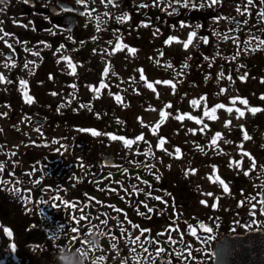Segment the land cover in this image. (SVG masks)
Wrapping results in <instances>:
<instances>
[{
  "label": "flooded vegetation",
  "instance_id": "1",
  "mask_svg": "<svg viewBox=\"0 0 264 264\" xmlns=\"http://www.w3.org/2000/svg\"><path fill=\"white\" fill-rule=\"evenodd\" d=\"M191 2L198 4L199 7L190 8L185 4L177 5L173 3V0H157L159 6L154 5L151 0H144L143 4L140 3V0H125L124 2L123 0H114V3L111 4L105 3L104 0H88L86 5L78 4L77 0H3L0 3V9H4L0 11V73L7 77L3 72L7 71L4 69L6 68L5 62L9 60L16 61L15 65H8V67H12V70L8 71V79L0 81V99L2 104H5L4 108H0V112L6 113V115H0V126L8 122V129L1 131L2 135L0 138L1 152L6 155V158L2 161L5 165L2 179L12 182L0 187V227H15L17 229L19 227L17 225L20 224L29 228L32 225H39L36 223L37 219H34L41 217V221L44 223L42 226L46 231L49 229L54 234L58 232L62 234L61 237H57V243L52 246L57 250L55 251L56 258L53 259L54 261H59L60 258H69L70 260L79 258L82 254L72 249L75 247H82L87 256L90 255V250H93V254L105 255L106 244L116 243L118 247L117 253L124 256L129 264H135L133 263L130 249H134L136 255L142 257L151 256L152 259H158L159 262L157 264H160L161 260L167 262L169 259L167 254V249L169 248L168 236L156 237L147 235L146 237L155 238L150 241L145 240V236L141 238L140 243L147 244L150 249H162L161 257L155 258L153 252H144L140 246L131 243L132 237H134V228H136L131 223H129L130 228H133L130 231L131 235L118 237L114 242H111L105 234L101 235V233H105V229H103L105 224H102L100 230H98L100 241L93 244L96 247L88 246L84 241L85 239L90 241V232L88 231L90 220L88 217L90 207H94L87 200L86 194L89 192L98 194L91 188L93 180L88 178L82 183H78V187L80 186L79 188L81 189L80 191L77 190V194H75L73 190L77 184L74 183V180L61 178L63 176L62 172H64L61 170L64 167L68 169L71 166L69 163L64 165L65 162L62 156L52 160L59 161L54 166L57 171L52 169L47 174H40L34 171L37 163L43 162L39 156L42 153L40 148H65L69 144L73 148L72 144L74 143V140L70 139L68 133H66L71 128L69 118L65 115H60V112L64 109H60L56 82L53 81V78L42 75L46 67H42L41 63H60V65L65 66V63H69V61L60 59L63 56L71 57L72 63H105L107 60L122 63L124 61L123 58H126V62L132 63L137 56L136 52L139 43L144 44V40H146V43L149 44L150 37V42L153 41L154 26L162 33L160 39L164 42V35L170 33L172 28L184 26L180 24L181 20L188 21L185 25L195 26L198 22H204L205 26H201V28L195 27L196 33L198 34L199 31L201 34L202 30H213V27L209 28L211 25L208 26V22L214 20L213 17L257 20L259 15V0H253L252 5H248L247 0H218L216 4H212L211 0H191ZM238 3L242 7H250L251 11L248 13L237 11L236 5ZM165 4L168 5L167 8L164 7ZM85 7L90 9V14L84 11ZM172 8H177V11L173 12ZM125 12L129 14V20L119 18ZM141 20H147L150 23L140 24ZM16 21H21L22 23H16ZM8 32H11L12 35L8 36ZM5 39L12 44L11 48L4 43ZM117 40L123 41L125 45H131L135 48V52H129L126 47L110 51V49L115 48ZM17 41H23L24 43L21 44ZM38 41L41 43H37ZM44 41H47L50 46H46L43 43ZM109 41L113 43L110 44ZM206 43L208 45V42ZM61 44L64 47L60 48ZM27 48H34L35 51H26ZM57 48H60V50L57 51ZM215 48H219V45L215 46ZM37 52L39 56L36 54ZM212 53H215V51H212ZM32 61L40 64H32L30 75L23 76L21 73L25 63H31ZM21 79L28 81V86L31 89V93L28 92V94L34 97V101L31 103H28L24 98L20 84ZM82 79L86 82V78L82 77ZM23 87L27 88V85ZM44 96L51 99L45 103L46 105L40 100ZM47 126L49 127V132H41L40 129ZM53 131L56 134H52ZM29 141H35V143H30ZM41 141H47V143H42ZM196 144L198 145V140ZM22 147H25L24 155L21 152ZM33 148H37L39 151L34 152L32 151ZM75 149L76 147L73 148V150ZM82 149L84 150V148ZM63 150L60 151V154L63 153ZM74 153L72 151L70 154L73 155ZM102 153L100 151L99 157L98 154L95 156L98 163L101 161L105 151ZM46 154L47 152L44 153V155ZM22 158L29 161V164H25ZM90 158H92V155H90ZM174 165H171V170L166 172L162 187L164 190L167 189L165 196H168L173 191L176 194H182L184 197L183 201L186 204L187 214L183 220L185 225L179 228L187 227L188 224L195 228L198 225V210H188L187 193L190 190L198 193L197 173L187 170L198 168V150H195L193 163H182L181 165L178 164L177 167ZM30 168V173L25 176L23 172H26L25 169ZM136 174L142 173L136 171ZM85 175L87 174L84 173L82 177ZM100 175L102 176L101 179H103L106 173H100ZM234 175L240 182H234L233 187L236 185L240 188L236 196L246 201L248 195L246 191L248 181L246 179L248 178L234 171L226 173V177L231 181ZM142 179H146L147 184L153 189L157 185L154 181L156 177L152 171H148L147 176L142 177ZM33 180L36 183H32ZM45 184L50 185V188L47 189L50 191L48 195L47 190H44ZM61 185L64 187L62 188ZM16 187H19V193L12 191ZM87 187H90V190H87ZM26 188H30L31 191H24ZM57 191L60 196L76 204L77 208L73 209L71 205H64L59 197L55 195ZM29 195L32 199L25 204L20 197ZM100 195L105 197L104 189L101 190ZM176 200L178 201V197ZM101 202H104V200H101ZM81 205L83 206L81 207ZM26 207L29 209L28 211H25ZM54 207L57 208L55 213H53ZM101 207L102 205L100 204L98 206L99 211L102 210ZM76 210L84 213V216H79V213L76 214ZM74 215L78 216L77 220L72 219ZM7 216L11 217V219H5ZM153 221H145L146 228L150 229L149 233L153 229ZM98 223L101 224L102 221ZM123 224L125 223L116 225L115 231L120 232L118 234L124 233L119 228ZM257 226L264 227V222L260 221ZM249 228V225L247 227L244 225V228L237 229L231 225L230 221L221 220L218 222L216 232L212 233V236L214 241H216L222 236L223 232H238ZM74 229H79V232L74 231ZM178 232H182L184 235L183 237L172 236L177 244L176 247H172L173 254L176 249H184L186 244H189L188 241H191V244H195L194 249L198 247L197 236L190 234L188 227L182 228ZM65 234L66 236H64ZM73 236L76 237L75 240L70 239ZM23 240L27 245L25 248H28V245L32 243L30 236L24 237ZM157 240L160 241L159 244L156 242ZM39 243L41 244L40 251L22 252V256H32L29 264H50L51 261L47 258L48 252L42 248V246L46 248V245H44L46 242L40 241ZM68 243L71 244L72 248L69 246L65 250ZM59 247L63 249L61 252L58 251ZM111 251L115 253L116 249L111 248ZM37 259H43V262H39ZM177 261L175 257H171V261L166 264H177ZM179 264L182 263L179 261Z\"/></svg>",
  "mask_w": 264,
  "mask_h": 264
},
{
  "label": "rangeland",
  "instance_id": "2",
  "mask_svg": "<svg viewBox=\"0 0 264 264\" xmlns=\"http://www.w3.org/2000/svg\"><path fill=\"white\" fill-rule=\"evenodd\" d=\"M198 24L199 25H205V24H202L201 22H198ZM193 29H195V25H184V27L179 28V30H177V31H174V30L171 31V35H176V36L181 37V41H172V42H170V45H168V48L171 47L170 48V50H171L170 59H171V61L174 62V64L177 65V64L182 62L181 54L186 53V51H189V49L195 48L197 46V45H195V43H196V41L198 39L197 35L195 37H193L192 41L189 43V46L187 48L183 47V44H182V40L186 39L188 32L193 30ZM157 39H158V37H156L155 44H158L157 43ZM155 50H156V53L159 52V49H155ZM158 59H159V56H156L154 58L155 62H157ZM249 61H250V59L248 57H244L243 63H249ZM138 64L141 65L142 63H138ZM144 65L149 68L148 71L145 69L144 72L150 75V80L151 81H153L154 79L155 80L157 79V76L159 74V71H157V70L159 69L160 66H161V69H163L164 66L166 68L170 69V65H168L167 63H144ZM245 67L247 68V65L244 66V64L238 63L235 68H236V71L238 72L239 79H240V76L242 74L247 73V76L244 79L247 82H242L243 80H241V79L240 80L238 79L239 81H235L234 82L233 79H231V80L227 79V77L229 75V72L225 74V76H224L225 79L224 80H225V82L228 84V86L230 88L229 92H227L226 95H228L231 91L235 93L237 91V87H241V88L244 87L245 91L246 90L248 91V89L250 91V88H251V93H256V91H252V90L255 89V86L258 85V82L260 80H263L261 78L264 77V68H261V69L258 68L257 70L254 69V72H250V70L249 69L247 70ZM78 68L79 67H76V70ZM120 68H122V67H120ZM153 68H154V70H153ZM223 68H224V70L226 69V71L232 69V63H226V65H224ZM4 69L7 70V71H3V72L8 77L9 76V72L8 71H11L12 67H6ZM171 70H172V73H171L170 79L173 80L174 85H175V91H176L177 86H179L180 84L179 83H175V81L181 75V73H183V71H182L181 68H179V66H177V68H174V69H171ZM29 71H30V68L27 66L25 69H23L21 74L23 76H28ZM125 74L127 75V73H125ZM160 75H163V70L160 71ZM252 80L254 82H252ZM123 83H124V80H123ZM125 83H127V82H125ZM235 83H236L237 87H236ZM254 83H255V85H254ZM6 84H8V83H6ZM153 84H154V87L153 88H149L148 87V83H144V81L142 83L134 82L133 86L139 88V97H136L134 99V100L138 99V103H136V101L133 103L134 104L133 108L135 109V112H137V114H135V112H134L131 115L129 114L127 116V115H124V113L121 112V115L126 117L128 120H135L138 123V126L141 123V121L139 119L137 121V117H142L143 120L145 121V123H147V124L152 123L155 120H157L160 117L159 110L161 108H164V105L161 104L160 101H162V100H164L166 98H171L173 93L175 92V91H173V85H166V84L164 85L163 83H159V82H153ZM261 84H262V87H264V82L260 83L258 85V87H260ZM157 92L159 93L158 95H157ZM262 93H264V92H262ZM40 100L42 102H44V105H46L45 103L48 100H51V99H48V98H46L44 96ZM261 102L263 103L262 109L260 111L261 115H260V117H255V119L259 118L260 123L264 124V97L261 98ZM149 105H153L154 107L153 108H149L148 107ZM4 106H5V104H2V100H0V108H4ZM114 112L117 113L118 110H116V108H115ZM220 112L221 113H220V116H219L220 118H219L218 123L220 125H222L223 128H226L227 126H233L234 124L237 125L239 123H244V121L247 120L248 115H249V109L248 108L245 109V114L243 116H237L235 114V108L233 109V111L231 113H229L224 108H222L220 110ZM103 113H106V111L103 110ZM90 114H91V112H90ZM251 114H253V113L251 112ZM121 115L112 114L110 118L112 119V122H113L115 128L118 130V132H121L124 136H127L129 134L130 130L129 131L126 130V128H127L126 124H124V125L120 124ZM252 116L253 115H251V120H252ZM117 118H119V119H117ZM226 119H230L231 120V124L226 125L224 123V121ZM186 120H187L188 124H193V125L194 124H196V125L198 124V121H195V120H193L190 117H187ZM28 121H29V117H28ZM7 127H8V122H6V123H4V125L0 126V131L8 129ZM40 130H41V132H46V131L49 132V127L48 126L47 127H43ZM70 131L75 133L73 130H70ZM168 131H171V128H169ZM66 133H69V131L66 132ZM52 134H56V132L53 131ZM75 135H77V134L75 133ZM262 137L264 138V134H263ZM220 138H223V135ZM158 139L159 138L157 137V134H153L152 135L151 140H153V146L154 147H155ZM83 141H84V143H83V147L82 148H84V150L81 149L80 147H77L75 150H73L74 147L72 148L71 145L69 144L65 148H60V147L59 148L58 147H56V148H40L42 150V153H40L39 156H40L41 160L43 161V163L45 164L47 169L49 167L55 166L59 162L58 160L52 161L53 159H57V158L62 156V158L64 159V162H65L64 165H66L67 163H69L71 165L70 168H68V169L66 167H64L62 169L64 171V172H62V174H63V176L61 177L62 179L74 180L75 177L81 176L84 173L87 174V177H89V175H90V178H91L92 175L93 176L97 175V174H92L91 172L98 173V168H97L98 165H97V160L95 158V156H97V154H98V157L100 155V151H99L100 146H99V141H98V135H96L94 138H91V139H90V137H85V138H83ZM243 143L239 142L236 147H232L233 149H232L231 153H228L229 154L228 159L230 161H232V159H233V157L235 155H236L235 156L236 158H235L234 161H236L237 159L239 160V164H236V163H234V161H232L231 163H229V166L238 169L240 167V165H244V166H246V168L250 169L249 172L251 170H253V169H256V171L259 172L258 176L260 178L261 177L264 178V175H261V172L264 171V170H262L260 168L259 157L253 153L254 152L253 144L250 143V146L252 147L251 148L247 143L244 146H242ZM117 144H118L117 150L119 149V152L117 154V158L116 159H117V161H119V164L122 163V161H124V164L127 165V166L133 165V164H131L132 162H128L127 161V156H126L127 155V149L129 151L131 148H133L132 147L133 144H131V146H129L128 144H125V142L123 140H120V144L118 142H117ZM134 147H136V146H134ZM63 149H65V150H63ZM95 149H97L96 155H95L94 152H92V150H95ZM241 149H247L248 151H250V149H251V152L253 153V155L255 156V159H256V165H257L256 168H251L250 167V163H251L250 158L247 156L246 152H241L240 151ZM1 150H2V147H1ZM1 150H0V152H1ZM61 150H63L62 154H60ZM137 150L139 151L137 155L144 154V148H142V147L141 148H137ZM32 151L37 152L39 150L37 148H33ZM72 151L75 152L73 155L70 154ZM21 152H22L23 155L25 154V147L21 148ZM45 152H47L46 155H44ZM90 155H92V158H90ZM240 155H243V157L240 156ZM0 156L3 159L6 158V155H4V154L0 155ZM225 156L227 157L226 154H225ZM155 158H156V161H155L156 165L157 164H161L162 165L163 162L167 161V159L164 160L165 157H164L163 152H156L155 153ZM189 158L190 157L186 156L185 160L188 161ZM23 161H24L25 164H29V161H26L25 159H23ZM186 161H183V163L186 164L187 163ZM181 164H182V162L180 163V165ZM174 166L177 167L178 164H175ZM212 166L213 165L208 167L207 165H204L203 163L198 164V168L196 169L195 173H197L196 177H197V181L199 183V187L201 186L203 189H205L204 186H206L208 184L207 182H209L212 179V177H214L215 174L218 173V172H222V173L232 172V170L227 169V166H225V165H215L216 166V172H213ZM27 168H29V166H27ZM108 168H111L110 172H112L114 170H117L119 167H116V168L115 167H106V169H108ZM126 168H128V167H126ZM125 175H126V173H122L121 174V176H125ZM160 175H162V174H160ZM2 176H3V170H0V181H1ZM256 176H257V174L253 175V178L251 179V182H250V186L251 185H253V186L255 185V182L257 181ZM59 177H60V175H59ZM95 184H97V182ZM119 184L121 186L124 185V183L121 182V181L119 182ZM125 184L129 185V184H131V182L128 180L127 182H125ZM159 186H161V185H159ZM219 189H220V187L216 186L214 190L209 191V192L214 194L213 196L207 195V193H209V192H206L207 191L206 189H205V191H201V192H198V193H197V191L195 192L194 190H190L187 193V195H188L187 196L188 197L187 198V200H188V208H189L188 210L194 211L195 209H197L198 212H199V211L203 210V208H202L203 206L206 207V208H207L208 205L211 206V203L213 202L215 197H218V199H215V202L217 203V205L222 204V207L226 206V205H229V204L233 205V204H231V202H230V200L228 198H225V196H223V195H218L217 194V193H220ZM166 190L167 189L164 190L163 187H162V188H158L157 191H158L159 194L162 195V194L165 193ZM256 192L251 193L252 197H255L257 195ZM113 194L114 193L108 192L106 190V196L103 197L99 193L97 195L95 201H99V200H103L104 199L107 202L112 203L114 201ZM202 200H208L209 204L202 203ZM178 203L180 205V209L183 212H185L184 210H186V204L183 201V197L179 198ZM161 204L167 206L168 210L171 213L173 212L172 211V205L169 202V200H167V203H165V204L161 203ZM251 204H256V206H257V204L259 205L257 199L251 200L250 205ZM250 211H252V213H253L254 211H256V207L255 208H251L250 207ZM55 212H57V208H54L53 213H55ZM255 215L258 216V214H255ZM22 216H23V214H22ZM5 219H9L10 220L11 217L7 216V218L5 217ZM20 231L21 230L18 227V233H17V235H16L14 240L18 244H20V243L22 244V242H23L22 246H27L24 243V240L22 238H20L19 235H18V234L21 233ZM71 231L73 232V230H71ZM133 233H134V235H138V229H135ZM139 236H143V234L139 233ZM46 238L48 239L47 235H46ZM201 241H203V244H201ZM7 245H8V243L4 244L2 246V249L0 248V253H3V252L5 253L6 251L8 252V250H7L8 248L6 247ZM85 246H87V245H85ZM211 246H212V241H210L207 238H202V240L199 241L198 247H199V250L202 252L201 257L203 259H201V261H200L197 258L198 264H202V263L203 264H207V261L209 262V264H212ZM203 248H207L208 251L207 252L203 251ZM9 251L11 252L12 248H10ZM30 251H35V250L30 249V248H25V247H23V249H22V252H30ZM29 254H31V253H29ZM31 257L32 256L29 255V257H24V258L21 259L20 262L13 263V264H29V262H31V259H30ZM109 258H110L109 256L106 258V262H104L105 264H109ZM2 261H3V258L0 259V262H2ZM86 261H87V264H100V262L98 260L93 261V260L87 259ZM4 264H6V262ZM194 264H196V262H194Z\"/></svg>",
  "mask_w": 264,
  "mask_h": 264
},
{
  "label": "snow or ice",
  "instance_id": "3",
  "mask_svg": "<svg viewBox=\"0 0 264 264\" xmlns=\"http://www.w3.org/2000/svg\"><path fill=\"white\" fill-rule=\"evenodd\" d=\"M2 2H3V0H0V3H2ZM104 2H105V3H109V4H111V3H114V0H104ZM151 2H152L154 5L159 6V5L157 4V0H151ZM217 2H218V0H211V3H212V4H216ZM77 3L80 4V5H86V4L88 3V0H77ZM140 3L143 4V3H144V0H140ZM173 3H175V4H177V5H179V4H185V5H187V6L190 7V8L199 7L198 4L192 3L191 0H173ZM247 3H248V5H252V4H253V0H247ZM164 7L167 8L168 5L165 4ZM236 8H237V11H239V12L248 13V12L251 11V8H250V7H242L239 3L236 5ZM3 10H4V9H0V11H3ZM84 11H85L86 13H89V14H90V9H89V8L85 7V8H84ZM172 11H173V12L177 11V8H172ZM45 18L47 19V17H45ZM119 18H120V19H123V20H129V14H128L127 12H125V13H124L121 17H119ZM220 18H221V17H219V16H217V17H213L214 20H219ZM227 18H228L229 20H232V19H233L232 17H227ZM257 20H258V21H260V20H264V0H259V15H258V17H257ZM16 23H22V22H21V21H16ZM147 23H150V21H147V20H141V21H140V24H147ZM187 23H188L187 20H181V21H180V24H181V25H185V24H187ZM246 23H247V21H240V24H241V25L246 24ZM33 27H35V25H33ZM154 27H155V26H154ZM199 27H200V25L197 24V25H196V28H199ZM61 30L63 31V29H61ZM157 31H158V29H157ZM7 35H8V36H11L12 33H11V32H8ZM196 35H197V33H196V31H195L194 29L191 30V31H189L188 34H187V38L182 40L183 47L187 48V47L189 46V43L192 41L193 37H195ZM93 38H94V37H93ZM73 39H74V37H73ZM201 39H202L204 42H208V36H206V35L203 36V37H201ZM248 39H249V41H253V40H254V41H259V42H258V43H248V44H246L245 47H246L247 49H253V50H255V49H264V38H261L259 35H256L255 37L249 36ZM172 41H181V37L176 36V35H168V37L165 39L164 43H165V44H169V43L172 42ZM17 42H18V43H21V44L24 43L23 41H17ZM4 43L7 44V45L9 46V48L12 47V44H11L7 39L4 40ZM37 43H41V42L38 41ZM43 43H44L46 46H50V45H48V42H47V41H44ZM109 43L111 44V43H113V42H112V41H109ZM237 43H239V41H237ZM62 47H64L63 44L60 45V48H62ZM122 47H126L127 50H128L129 52H135V48H134V47H132L131 45H125V44L123 43V41H120V40H117V41L115 42V48L110 49V51H116L117 49L122 48ZM60 48H57V51H59ZM13 51H15V49H13ZM26 51L32 52V51H35V49H34V48H27ZM93 51H95V49H93ZM36 54L39 56V53H38V52H37ZM237 54H239V53H237ZM160 55H163V53H160ZM234 58H235V57H233V56H229V59H234ZM60 59H62V60H66V61H69V67L72 69L73 73L76 72V67H75V64H73V63L71 62V61H72V58H71V57H69V56H63V57H60ZM206 59H207V57H206ZM31 63H32V64H35L36 61H32ZM77 63H79V62H77ZM158 63H159V61H158ZM166 63H167L168 65H171V61H166ZM9 64H11V65H15V64H16V61H15V60H9V61L5 62V67H8ZM25 66H28V62L25 63ZM185 67H186V65H185ZM33 70H34V69H33ZM108 71H109V68H108L107 65H105L104 68H103V74H104V75H107ZM182 74H183V73H181V75H182ZM140 75H141L142 78H144V69H143V67H141V69H140ZM49 76L51 77L52 74L49 73ZM246 76H247V73H244V74H242V75L240 76V79H241V80H244V79L246 78ZM7 79H8V78H7L3 73H0V81H6ZM229 79H230V80L232 79L231 74H229ZM261 79H264V77H262ZM27 83H28V81H27L26 79H21V80H20V84H21V86H22V89H21V90H22L23 93H24V98H25L27 101L31 102V101L34 99V97H32V96H30V95L28 94V90H27L26 87H23L24 85H27ZM147 83H148V87H149V88H153V87H154L153 81L148 80ZM160 83H163V84H166V85H173V91H175V85H174L173 80H171V79H166V80H162V81H160ZM99 84H100L101 86H104L105 81H104L103 79H101V80L99 81ZM89 87H91V88L93 89V91H97V92H98V89H97L95 86H93V85H89ZM219 91H220V92L225 91L224 86H221L220 89H219ZM158 94H159V93L157 92V95H158ZM260 95H261L262 97H264V93H261ZM115 96H116V99H117V100L120 99V93H119V92H116V93H115ZM206 96H207V93L203 94V96H202L200 99L203 100ZM229 99H230L231 101H233V102H235V101H242L244 105H248V106H249V109H250V111H251L252 113L257 112V111L260 109V107H261V106H251V105H249L248 98L245 97V96H243V95H235V96H231V97H229ZM89 103H90V102H89ZM171 103H172L171 101H168L166 106H171ZM190 103H191L193 106H197V105H198V100H197L196 98H193V99L190 101ZM148 107H149V108H153L154 106H153V105H149ZM218 108H224V109H226L229 113H231V112L233 111V109L235 108V114H236L237 116H243V115L245 114V108H243V107H237V106L235 105V103H233V104H225V103L220 102V103H215V104H213V105L211 106V108H209V106L207 105V103H205L204 106H203V115H204L205 117H211V118L215 119V118H216V110H217ZM174 111H178V110H174ZM159 113H160V118H159L158 120H156L155 124L149 125L150 129H151L152 131H154V132H155V131H158L159 126H160V125L163 123V121H164V118H165L166 116H169V115H170L169 113H167V112L165 111L164 108H161V109L159 110ZM0 115H6V113H4V112H0ZM97 115H99V113H97ZM190 115H191V113H189V112H183V113L180 114L179 118H180V119H183L185 116H190ZM191 118H192L193 120L198 121V122H200L201 124H203V120H202V117H201V116H199V115H191ZM117 119H119V118H117ZM137 119H139V120L141 121V123H145V121L143 120L142 117H137ZM224 123H225L226 125H229V124H231V120H230V119H226V120L224 121ZM207 127H208V125H203V127L200 129V131H204V129L207 128ZM240 127L243 129L244 126L241 125ZM88 131L95 133V132H97V129H95V128H90V129H88ZM190 131L195 132V131H197V129L192 128V129H190ZM106 135L109 136V137H112V138H115V136H116V134L113 133V132H108ZM222 135H223V133H221L220 131H216V132L212 135V139H211L210 143L215 144L217 138L221 137ZM242 135H243L245 138H248V135H249V134H248V131H247V130H244L243 133H242ZM143 138H144V134H143V133H140L139 135H136V137H135L136 140H141V139H143ZM120 139L123 140V141L125 142V144H128L129 146H131L132 141H131L128 137H126V136H120ZM166 139H167V137H166L165 135H160V136H159V142L155 145V147H156V148L164 149L165 151H168V149L165 148V146H164V141H165ZM29 142H30V143H35V141H29ZM41 142H42V143H47V141H41ZM225 142H227V141H225ZM240 143H243V141H240ZM197 147H200V146L197 145ZM216 147L219 148V145H216ZM220 150H221V151H224V149H220ZM144 151H145V152H148L149 154H151V149L148 148V147H145V148H144ZM240 151H241V152H246V153H247V156L250 158V161H251V163H250V167H251V168H256V167H257V165H256V159H255V156L253 155V153L250 152V151H248L247 149H241ZM172 155H174V156H180V155H181V152H180V148H179V146H176V150L172 153ZM234 163L239 164V160L234 161ZM4 168H5L4 162L0 161V170H3ZM260 168H261L262 170H264V164L260 165ZM212 170H213V172H216V166H215V165L212 166ZM249 170H250L249 168H244V169H242V171H244L245 175L248 174ZM25 171L28 172L29 170H28V169H25ZM125 171H127V169H125ZM187 171H189V172H195L196 169H195V168H191V169H188ZM186 174H187V172H186ZM109 175H111V173H109ZM154 175H156V179H159V178H160L158 174H154ZM261 175H264V171L261 172ZM17 179H19V177H17ZM37 179H39V178H37ZM212 179L218 181L219 184L223 187V189H224L225 192H228V191H229V184H228V182H226V180H225L224 178L220 177V176L217 174V175H215L214 177H212ZM10 183H12V182L9 181V180H7V179H4L2 182H0V187H3L4 185H8V184H10ZM32 183H36V181L33 180ZM117 183H119V182H117ZM145 183H148V182L145 181ZM61 187L63 188L64 186L61 185ZM105 187H108V186L105 185ZM48 188H50V185L45 184V185H44V190H47ZM12 191H15V192L19 193L20 189H19V187H16V188L12 189ZM24 191H26V192H30L31 189H30V188H26V189H24ZM117 191H118V190H117ZM55 195H56L57 197H59V199L62 201V203H63L64 205H71L73 209H76V208H77V205L74 204L71 200L65 199V198H63L62 196H60V193H59L58 191L55 193ZM121 195L123 196V194H121ZM149 195H151V193H149ZM207 195H209V196H213L214 194L211 193V192H209V193H207ZM249 197L251 198V194H249ZM20 198L24 201L25 204H27L28 201H30V200L32 199V197H31L30 195L27 196V197L21 196ZM92 199L95 200L96 198L93 197ZM157 199H162V197H157ZM215 199H218V197H215ZM215 199H214L213 202L211 203V207H213V208H216V207H217V203L215 202ZM102 203H107V202H102ZM140 203H141V204H145L146 207H147L146 201H140ZM165 203H167V201H165ZM202 203H204V204H209V201H208V200H202ZM260 203H261L260 211H261V212H264V198H261ZM82 206H83V205H81V207H82ZM112 206H113L114 208H117V210L120 211V212H125V209H123V208H119L117 205H114V204H113ZM137 207H138V206H137ZM250 207H251V208H255V207H256V204H251ZM28 210H29V209L26 207V208H25V211H28ZM147 210H148L149 212L152 211V209H151L150 207H148ZM174 211H175V209H174ZM140 214L142 215L143 213H140ZM253 215H255L254 212H253ZM79 216H84V213H79ZM85 218H86V217H85ZM176 218H177L176 216H173V217H172V219H174V220H175ZM72 219H73V220H77V219H78V216H77V215H74V216H72ZM86 219H87V218H86ZM117 219H118V218H117ZM127 219H128L127 214H125V220H127ZM128 222L131 223L133 227H139L138 224H136V223H134V222H132V221H128ZM104 223H107V221L105 220ZM121 223H122V222H121ZM197 223H199V225H200L202 228L207 229L209 232L212 231V228H211L207 223H205L203 220H197ZM170 227H176L177 229H179V227H181V226H180V225H168L166 228L161 229V232H166V231H167V228H170ZM187 227H188L189 231L192 232V235H193V236H197V234H196V232H195V230L193 229V227H192L191 224H188ZM246 227H247V225H246ZM4 231H5L9 236L12 235V230H11L10 227H6V228L4 229ZM74 231L79 232V229H74ZM88 231H89V232L92 231V226H91V224H89ZM123 231H124V230L122 229V232H123ZM148 231H150V229L140 228V232H141V233H143V232H148ZM107 235H108L109 237H112V233H111V232L107 233ZM128 235H131V233H128ZM183 235H184V234L181 232V233L179 234V237H183ZM179 237H177V238H179ZM70 239L75 240L76 237L73 236V237H71ZM144 239L150 241L151 239H155V238H154V237H144ZM167 239L170 240V241H172L173 243L176 242V241L173 239V237H172L171 235H169V236L167 237ZM197 239H200L199 236H197ZM140 241H141V237H140L139 235H136V236L132 237L131 243L140 246V247L142 248V251H144V252H148V251L153 252L154 255L159 254V253L162 251V249H159V248H158V249H150V248L148 247L147 244H141ZM84 242H85L88 246L96 247V245H93V244H92L89 240H87V239H85ZM156 242H157L158 244L160 243V241H158V240H157ZM181 242H183V241H181ZM188 243L191 244L192 242H191V241H188ZM201 244H203V241H201ZM13 247H15V245H13ZM70 248H72L71 245H70ZM111 248L116 249V250L118 251V247H117V244H116V243H113V244L111 245ZM72 249H74L75 251H77L78 253H80V254H82V255H86V254H87V253L84 252V250H83L82 247H75V248H72ZM130 251H131V254H132V259H133L134 261L139 262L140 259H141V256L136 255L134 249H130ZM184 251L188 252L189 257H191V249H190V248H185ZM203 251L207 252L208 249H207V248H203ZM176 256L179 257V260L177 261V264H179V261H181V260L184 261V264H187V259H185V257H183L179 252L176 253ZM143 258L148 262V264H153V262H152V257H151V256H144ZM192 258L195 259L196 257H192ZM99 259H100V260H103V259H104L103 255H101V257H100ZM169 259H171V258H169ZM199 259H203V258L200 257ZM120 264H126V261H125V260H121V261H120Z\"/></svg>",
  "mask_w": 264,
  "mask_h": 264
},
{
  "label": "trees",
  "instance_id": "4",
  "mask_svg": "<svg viewBox=\"0 0 264 264\" xmlns=\"http://www.w3.org/2000/svg\"><path fill=\"white\" fill-rule=\"evenodd\" d=\"M212 44H213V42H212ZM205 49L208 52L207 56L212 57V53H210V51L207 50V48H205ZM249 59H250L249 63H241V64H244V66L247 65L246 69L247 70L249 69L250 72H254V69L257 70L258 68H260V69L264 68V52L258 53L257 55L252 56ZM216 60L220 61L221 56H219V58H217ZM236 64L237 63L232 64L233 67H232L230 74L233 76H235L237 73L236 68H235ZM185 65H186V67H185ZM224 65H226V63H222L221 61L220 62H213V63H199V62H197V63L195 62V63H191V64L180 63V65H178L179 68H181L183 71V74L180 75L182 82H181L180 86H178L176 94H174L171 98L166 99L167 102L168 101L172 102L171 106H169V108L167 110V113H169L170 115L166 116L164 118L163 123L159 126V128H161L163 131H165V133H166L167 129L171 128V131H169V132H172V134L169 136V139H170V142L173 143L174 148H176V146H179V148L181 147L182 149L186 148V146H193L194 147L195 142L198 140V138L206 135L209 132V128L207 127L204 129V131H202L203 134H201L200 132H197L196 134L188 133V136H186L184 138V140L182 137L175 138V135H176L175 131L176 132H182L183 124L187 121L186 117H184L183 119L179 118L181 113L189 112V113H192L193 115L201 116L202 120H203L202 127H203V125H214L215 124V119H213L211 117H205L203 115V106L204 105L200 106L199 103L201 101H204V104L207 103L209 108H211V106L216 103V101L214 102V98H216L217 95H219L221 93L219 91V89L221 86H223L222 82L216 80V77H218V75H222L224 71L226 72V69L224 70V68H223ZM203 77H204V80H202ZM192 79H193V81H191ZM258 85H259V83H258ZM258 85L255 86V89H254L256 91V93H258L259 91L264 92L263 91L264 87H262V84L260 85V87H258ZM242 89L244 90V87H242ZM254 90H252V91H254ZM205 93H207V96L203 100H201L200 98ZM241 93L243 96L248 98V101H249L251 106L253 105V102L257 103L256 106H261L257 112L251 114V115H253L252 120H251V116L248 118V123H250V126H251V124H254V125L259 124L260 125L261 123L259 121V118L255 119V117H260V115H261L260 111H261L262 106H263V104L262 105L259 104V101L261 102V100H259L258 98L253 99V97L250 96L251 89H250V91H249V89H248V91L244 90V92H241ZM259 97H260V99L262 98L261 95ZM193 98H196L198 100L197 106H193L190 103V101ZM220 98H221V94L218 96V99H220ZM110 105H112V102H110V104L107 106H110ZM174 110H178V111H174ZM217 110H216V116H217ZM71 114L72 113H69L68 116H71ZM75 116H76L75 118H78L77 120L83 118L81 113H78V116L77 115H75ZM110 117L111 116L106 115V116L102 117L100 120H98V126L97 127H100L103 124L105 125V126H101V127H105L99 135V141H101V142H104V140H106L107 142H110L108 140L109 138L107 139V135H106L108 132L105 131L107 128H114L115 127L113 122L109 123V120H111ZM100 123H101V125H100ZM254 128L256 129V127H254ZM258 131H259V129H258ZM140 133L144 134V138L141 139L143 141L142 145L138 144L139 148H141V146L144 147L150 141L153 134H157L158 137L161 135L159 131H155V132L152 131L149 126H146L144 129H142L141 126H139L137 135H139ZM237 135L240 137L241 132H237ZM85 136H87V135H85ZM90 136H91L90 139L94 138V133L91 132ZM117 136H118V132L116 133L115 138ZM115 138H113V140ZM107 142L105 143V145H108L107 147H110L111 143L107 144ZM185 142L188 145H185ZM166 143L167 142L165 141L164 144H166ZM117 147H118V145H115L113 149L118 151L119 149L117 150ZM145 147H148V146H145ZM165 148H168V147L166 146ZM200 148H201V146L198 147V156L201 155V154H199ZM162 150H164V149H162ZM134 155H135L134 153L129 152L127 157L134 158ZM79 187H78V184L76 187H74L75 191L73 190V192L75 194H77V190L80 191L81 188H79ZM86 189L90 190V187H87ZM114 200H116L117 202H120V203L118 204L116 202H112L111 205H109L107 203L104 204V208L105 209L107 208V210L104 209V214L106 215L105 220L107 221V223H104V224H105V226L107 225L108 227H110L111 225L114 227L116 225H118L117 220H116V216L112 215V213H113L112 210L114 209V207H112V209H110V207L113 204L117 205L119 208L125 209L124 213L127 214V208H126L124 202L121 201L119 197L114 199ZM92 210H93V208L90 207V210H89V216H90V222H91L90 224H93V222L97 221L99 217L101 219V217L103 215V213H99V212H101L99 210H96V211L93 210V212H92ZM77 212L78 211L76 210V213ZM36 219H38V218H35L34 220H36ZM40 222H41V220H40ZM97 225L99 226V223H97ZM17 226H19V228L21 230L20 231L21 233L18 234L20 238L23 239L24 237H28V236L31 237L32 243H30L28 245V248L36 250V251H40L41 244L39 242L40 241H44V242L46 241L49 246L47 247V245L44 244V245H46V248H45V246H42V248L44 249V251L48 252L47 258H48V260L51 261L50 264H63V263H61L62 262L61 260H59V261L53 260L54 258H56L55 257L56 256V253H55L56 249H52L51 244L49 242L50 240L46 239V231L44 230V227L42 225H32V226L29 225L30 226L29 228H26V226L25 227L21 226L20 224H18ZM92 229H93V227H92ZM17 233H18V228H17ZM20 245H22V244L21 243L18 244V251L20 253H18L17 251L11 252L13 257L19 256L21 254ZM23 247H25V246H23ZM37 260L39 262H43L42 261L43 259L42 260L37 259ZM91 260L95 261L94 255H92ZM64 264H66V263H64Z\"/></svg>",
  "mask_w": 264,
  "mask_h": 264
},
{
  "label": "water",
  "instance_id": "5",
  "mask_svg": "<svg viewBox=\"0 0 264 264\" xmlns=\"http://www.w3.org/2000/svg\"><path fill=\"white\" fill-rule=\"evenodd\" d=\"M113 162L114 155H106V163ZM214 252V264H264V230L226 234L218 240Z\"/></svg>",
  "mask_w": 264,
  "mask_h": 264
},
{
  "label": "bare ground",
  "instance_id": "6",
  "mask_svg": "<svg viewBox=\"0 0 264 264\" xmlns=\"http://www.w3.org/2000/svg\"><path fill=\"white\" fill-rule=\"evenodd\" d=\"M255 219H258V218L254 217V219H253V218L249 217L246 220V225L250 226L249 230H259V229H261L260 226H257V223H256Z\"/></svg>",
  "mask_w": 264,
  "mask_h": 264
}]
</instances>
